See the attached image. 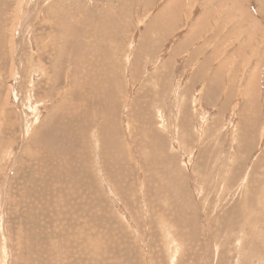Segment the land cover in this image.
I'll use <instances>...</instances> for the list:
<instances>
[{"label":"rangeland","instance_id":"1","mask_svg":"<svg viewBox=\"0 0 264 264\" xmlns=\"http://www.w3.org/2000/svg\"><path fill=\"white\" fill-rule=\"evenodd\" d=\"M0 264H264V0H0Z\"/></svg>","mask_w":264,"mask_h":264},{"label":"bare ground","instance_id":"2","mask_svg":"<svg viewBox=\"0 0 264 264\" xmlns=\"http://www.w3.org/2000/svg\"><path fill=\"white\" fill-rule=\"evenodd\" d=\"M248 1V0H247ZM243 9V8H242ZM240 23V22H239ZM252 33V32H251ZM42 67V66H41Z\"/></svg>","mask_w":264,"mask_h":264}]
</instances>
